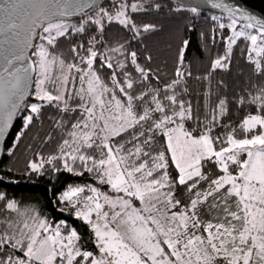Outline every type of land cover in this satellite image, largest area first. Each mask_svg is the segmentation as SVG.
<instances>
[{
	"label": "snow or ice",
	"instance_id": "6c2138e0",
	"mask_svg": "<svg viewBox=\"0 0 264 264\" xmlns=\"http://www.w3.org/2000/svg\"><path fill=\"white\" fill-rule=\"evenodd\" d=\"M203 4L224 13L200 34L203 71L186 62L182 35L171 67L157 63L147 41L162 25L144 16H199ZM203 4L0 0V136L21 110L16 141L55 110L56 149L34 153L23 174L95 181L56 197L87 238L0 192V264H264V19ZM236 47L246 80L230 98Z\"/></svg>",
	"mask_w": 264,
	"mask_h": 264
},
{
	"label": "trees",
	"instance_id": "16d2710c",
	"mask_svg": "<svg viewBox=\"0 0 264 264\" xmlns=\"http://www.w3.org/2000/svg\"><path fill=\"white\" fill-rule=\"evenodd\" d=\"M168 3H171L168 1ZM173 6H175L173 4ZM213 15L209 12H201L199 16H192L191 14H183L180 16H169L165 9L161 14H147L144 16L146 20L158 21L162 25V30L147 41L149 47L157 55V63L168 57L169 67H171L170 49L169 45L175 46L176 40L182 35L185 39L190 41L186 50L187 60L192 64L194 74L199 71H203V68L208 63L209 53L203 48L201 43V32L211 36L210 17ZM220 16V15H218ZM190 22L192 28L190 31L185 30V25ZM219 42L220 37H216ZM135 45L136 41H132ZM61 47L67 49V43ZM222 51V47L219 43L212 48V55H215L216 51ZM244 70L245 74H241V70ZM246 68L243 64L241 57L240 47H236L234 50L232 72L226 76V80L229 84V97L235 91L243 88L246 80ZM34 87V85H33ZM200 88L199 82L193 81L190 84V90L192 91L193 104L196 103L195 91ZM34 89V88H33ZM27 102H32V98ZM55 110L46 109L42 117V123L37 121L34 123L30 130H25V134L20 141H16V134L20 131L23 124V116L27 115L26 111L21 110L18 114L17 120L13 126L12 132L8 137L4 149L2 151V159L0 161V178L9 182L7 184L0 183V192H4L9 198H14L22 205H35L39 207L41 212L52 221L63 219L69 225L76 227L78 231L87 238V227L82 222L77 221L71 215L66 216L58 209L56 203V197L60 192L64 190L69 184H95V181L84 174L81 177H73L69 173L59 172L55 176H49L47 173L44 176H36L34 174L24 175V165L28 159L34 158V153L40 152L42 155H48L55 151L56 144L59 140V134L55 133L51 128V121L48 119L49 115H54ZM231 119L237 117L233 115ZM53 132L54 139L43 143L45 135L48 132ZM17 144V147H13V144ZM9 149L12 150V154H9ZM47 167V166H46Z\"/></svg>",
	"mask_w": 264,
	"mask_h": 264
},
{
	"label": "water",
	"instance_id": "95a60500",
	"mask_svg": "<svg viewBox=\"0 0 264 264\" xmlns=\"http://www.w3.org/2000/svg\"><path fill=\"white\" fill-rule=\"evenodd\" d=\"M168 1L171 3L173 2V0H168ZM100 2L103 3L104 0H100ZM177 2L186 4V5H193L197 2L203 4V0H177ZM223 3L228 5L231 8L245 10L249 12L250 14L257 16L258 18L264 19V0H223ZM200 11L209 12V13L220 15V16L224 15V13L221 12L219 9H212L210 6L206 4H203V7L200 9ZM72 19L74 21L76 18H72ZM32 89H33V86H32ZM29 99L30 97H26L25 101L27 102ZM19 112L13 117L7 132L4 133L3 136H0V161L2 159V151L4 149L5 143L12 132L13 126L17 120ZM0 183L7 184L9 182H5L0 178Z\"/></svg>",
	"mask_w": 264,
	"mask_h": 264
},
{
	"label": "rangeland",
	"instance_id": "374dc122",
	"mask_svg": "<svg viewBox=\"0 0 264 264\" xmlns=\"http://www.w3.org/2000/svg\"><path fill=\"white\" fill-rule=\"evenodd\" d=\"M34 88V87H33ZM66 216H70L69 214H67V213H64ZM74 218V217H73ZM75 219V218H74Z\"/></svg>",
	"mask_w": 264,
	"mask_h": 264
}]
</instances>
